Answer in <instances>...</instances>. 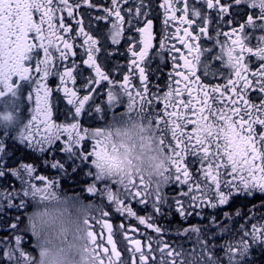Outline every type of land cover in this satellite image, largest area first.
Segmentation results:
<instances>
[{
  "label": "snow or ice",
  "instance_id": "6c2138e0",
  "mask_svg": "<svg viewBox=\"0 0 264 264\" xmlns=\"http://www.w3.org/2000/svg\"><path fill=\"white\" fill-rule=\"evenodd\" d=\"M260 197L264 0H0V264H252Z\"/></svg>",
  "mask_w": 264,
  "mask_h": 264
},
{
  "label": "flooded vegetation",
  "instance_id": "af4514ba",
  "mask_svg": "<svg viewBox=\"0 0 264 264\" xmlns=\"http://www.w3.org/2000/svg\"><path fill=\"white\" fill-rule=\"evenodd\" d=\"M155 28L157 30V33L159 34L160 32V29H161V25L159 23V21H157L155 23ZM255 41L253 40V43ZM169 43H173L172 41H170ZM175 43L178 45L179 44V41H175ZM156 44L158 46V36H157V41H156ZM153 67H155V64L153 65ZM166 71V69L164 70ZM55 84H56V79L53 77V78H50L49 80V86L52 87L53 89H55ZM99 102V100L97 101ZM60 108L63 110L64 109V105L61 104L60 105ZM114 111L116 112H122L123 111V106H118ZM111 115V113L109 114ZM64 117L63 115L61 114L60 115V119L62 120ZM85 126H89L87 123L85 124ZM92 126H99V125H92ZM133 129H130V133L132 132ZM59 143V142H58ZM90 142H89V147H90ZM59 155H63V154H59ZM55 173V170H53V174ZM87 183L86 180L84 179H81L79 184H74L73 183V178L72 176H68V177H65V178H62V183H61V191L62 192H68V193H72V192H78V193H81L82 195V198L85 199L86 201L87 200H90L92 197H91V194L87 193L86 191L83 190V186L84 184ZM179 191V186L178 185H171V187L167 190L168 194L169 195H175V193ZM31 206L28 207V209L30 208ZM32 208V207H31ZM172 221L173 219L174 220H177L176 217H171L170 218ZM119 222V218L117 217V219L114 221V223H118ZM97 233H100L102 231V228L100 226H97L95 227L94 229ZM106 235V231L104 233ZM171 237V236H170ZM169 239V237H168ZM29 240H31V236L29 235Z\"/></svg>",
  "mask_w": 264,
  "mask_h": 264
},
{
  "label": "clouds",
  "instance_id": "9594fccd",
  "mask_svg": "<svg viewBox=\"0 0 264 264\" xmlns=\"http://www.w3.org/2000/svg\"><path fill=\"white\" fill-rule=\"evenodd\" d=\"M130 135L132 140H135L137 145H139L141 141H139L137 137L142 134L139 133L138 129H133ZM121 138L127 140L129 143L131 142V140H128V138L123 135L121 137H116V139L118 140ZM152 149L153 151L151 153H149L147 150H145L143 153H140V149L137 148V152L141 154V160L136 161L135 163L137 164V166L140 167L141 171L145 173L146 182L149 179V174H151L152 181L153 182L156 181L157 179L155 175L156 164L165 159V157L160 153L159 148L156 145L155 141H153ZM152 156H155L156 159H152L151 158Z\"/></svg>",
  "mask_w": 264,
  "mask_h": 264
},
{
  "label": "trees",
  "instance_id": "16d2710c",
  "mask_svg": "<svg viewBox=\"0 0 264 264\" xmlns=\"http://www.w3.org/2000/svg\"><path fill=\"white\" fill-rule=\"evenodd\" d=\"M257 196L259 197V194H257ZM260 199H264V197H260ZM252 203H257V201H253ZM176 219L177 220L173 219L170 222L172 224H175V223L179 222V218L176 217ZM201 221H198V223H205V218H203ZM186 223H197V220L195 222L190 220V221H188ZM169 239H184L185 240V237L179 238V237L171 236V237H169ZM217 243H219V241H217ZM188 246L191 247V244L188 245ZM252 264H264V248L257 247V248L253 249V261H252Z\"/></svg>",
  "mask_w": 264,
  "mask_h": 264
},
{
  "label": "rangeland",
  "instance_id": "374dc122",
  "mask_svg": "<svg viewBox=\"0 0 264 264\" xmlns=\"http://www.w3.org/2000/svg\"><path fill=\"white\" fill-rule=\"evenodd\" d=\"M171 187V185H168V186H166V188H165V191L167 192V190L169 189ZM33 209L30 207L29 209H27V211L28 212H31ZM210 211V210H209ZM68 212H69V214H71V215H75V208L72 206V202H69V204H68ZM175 217H177V218H179V216L178 215H176ZM204 217H196V216H194L193 215V217H191L188 221H190V220H192L193 222H195L196 220H197V223H198V221H201L202 219H203ZM187 221V222H188ZM202 222V221H201ZM29 235H30V233H29ZM185 240L187 241V237H185ZM192 242L191 241H187L185 244H184V247H190V246H188V245H190Z\"/></svg>",
  "mask_w": 264,
  "mask_h": 264
}]
</instances>
